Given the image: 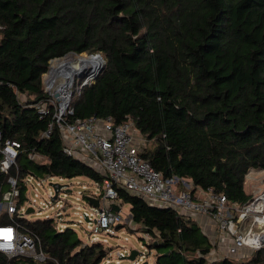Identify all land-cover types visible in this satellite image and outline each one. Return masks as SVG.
<instances>
[{"label": "trees", "instance_id": "trees-1", "mask_svg": "<svg viewBox=\"0 0 264 264\" xmlns=\"http://www.w3.org/2000/svg\"><path fill=\"white\" fill-rule=\"evenodd\" d=\"M0 26V128L4 139L23 144V173L104 181L64 153L57 126L42 137L53 108L40 119L32 106L48 98L43 76L51 60L82 53L105 59L103 51L105 69L74 96L67 120L131 119L152 144L141 156L165 179L188 178L233 205L248 203L246 176L264 170V0H0ZM31 151L46 162L28 160ZM118 200L154 238L147 245L154 264H210L214 244L194 219L125 189ZM26 225L40 236L45 264H105L109 256L101 243L84 245L71 227ZM26 262L34 264L0 253V264ZM211 264H264V247L245 260Z\"/></svg>", "mask_w": 264, "mask_h": 264}, {"label": "built area", "instance_id": "built-area-1", "mask_svg": "<svg viewBox=\"0 0 264 264\" xmlns=\"http://www.w3.org/2000/svg\"><path fill=\"white\" fill-rule=\"evenodd\" d=\"M2 30L3 27L0 26V37ZM62 59L64 58L51 60L48 74L43 77L44 90L48 98L37 101L32 106L40 119L48 117L53 108L52 121L48 130L43 133V138L49 137L57 126L64 143V153L89 165L105 177L102 183L92 180L95 182V195L82 194L88 189L85 186L78 191L81 196H77V200L82 197L88 202L87 198L92 197L98 199L100 203V207L96 208L88 202L91 205L90 209L84 211L81 206H76L75 214L79 215L80 222L85 219L90 229L89 234L96 237L84 245L101 243L105 246L106 239L102 242L98 240L97 235H114L118 227L135 225L131 213L125 216L121 211L116 212L110 207L111 202L118 201V191L125 189L150 205L172 208L189 217L210 218L227 241L229 258L239 256L243 249L253 252L264 247V170H259V173L263 174L260 186L254 188L248 203L241 207L231 204L224 194L212 188L198 187L196 194V190L193 189L195 186L188 178L174 176L165 179L141 156L142 146L136 142L134 134L136 129L131 119L120 124H116L112 117L77 118L72 122L67 120L74 113L71 106L74 96H80L83 89L92 85L95 80L94 75L89 74L79 84L75 82V77L68 82L67 69L53 68L54 63ZM22 153L23 144L14 139H4L0 128V253L9 260L18 258L34 264H45L50 258L42 248L40 236L29 230L26 224L37 220H51L53 224L56 221L54 226L59 232L70 226L67 220L62 218L64 209H60L53 216L48 214L44 219L29 220L28 215L32 213L39 215L40 211L53 209V203L57 206L60 202L58 196L53 197L52 201H47L40 194L39 187L43 186L45 179L53 181L50 185L59 194L64 189L71 192L70 185L62 184L70 178L23 173L19 163ZM27 158L38 164L46 162L45 157L35 151L29 152ZM250 176L251 171L246 176V181ZM78 178L82 177L76 179ZM77 184H80L79 181ZM55 185H60V188ZM89 190L92 193L93 189ZM48 193L52 198L49 191ZM30 209L32 211H29ZM3 216L7 220L4 221ZM70 221L68 220L69 223ZM149 236L154 241L148 233H144L141 238L147 240ZM146 243L150 244L148 240ZM130 253L119 250L113 258L110 251L105 264H120ZM147 256L138 255L133 264H143Z\"/></svg>", "mask_w": 264, "mask_h": 264}, {"label": "rangeland", "instance_id": "rangeland-1", "mask_svg": "<svg viewBox=\"0 0 264 264\" xmlns=\"http://www.w3.org/2000/svg\"><path fill=\"white\" fill-rule=\"evenodd\" d=\"M95 50H99V49H95ZM93 51V50H90ZM102 54L104 55L105 59L107 61V57L105 55V53L103 51H101ZM84 53L80 54V55H68L66 57V59H70V57L72 58H77V56H83ZM99 59V58H97ZM103 59H99L102 62L103 65ZM105 61V62H106ZM100 66V65H98ZM90 71H94V69L90 70ZM48 72L45 74L47 75ZM90 72L88 69H85L84 71L81 72L80 76L76 75L75 77V82L76 83H80L82 82L87 75H89ZM44 77V76H43ZM44 81V79H43ZM95 82V81H94ZM136 131V132H135ZM134 131V134H136L137 138L136 142L137 143H145L144 146L146 147H150L152 146L151 142H147L145 140H143V136L140 135L139 132H137V129ZM143 147V145H142ZM261 177H263V174L259 173L258 169H251V176L250 178H248L247 182V186H245L247 192L252 193V191L254 190L255 187H259L260 186V180ZM79 181V185L77 184V182ZM53 182L50 179H45L43 182V186L39 187V192L40 194L46 198L47 201H52L53 197H57L60 199L59 204L56 206L55 203H53L54 208H47L44 209L42 211H40V214L37 215L36 213H32L28 215V219L29 220H37V219H44L48 214H52L50 216H53L54 214L56 215V213L60 210V209H64V213H63V220H67L66 222L68 223V225L72 228V230L76 233L77 237L79 239H81L82 243H89L91 242V240H95L96 237L94 235L89 234V227H88V222H86V220L84 219L83 222L81 223L79 220V215L75 214V209L76 206L79 205L81 206L82 211L84 210H89L91 205L88 204V202L86 201V199L80 197L79 200H77V196H81L78 194V191L81 190V188L83 186L88 187L87 190H84V192H82V194L86 193L87 196H91L95 195V182H93L91 179L82 177V178H71L69 180H66L64 182H62V184H66V185H70V190L71 192H68L67 189H64L63 191H61L59 194L54 190V188L50 185V183ZM56 182H58L56 180ZM250 185V187H249ZM89 189H93L92 193H90ZM189 190V189H188ZM48 191L50 192V195L52 198H50L48 196ZM92 198V197H91ZM88 199V198H87ZM96 199V198H94ZM98 200V199H97ZM90 203V202H89ZM109 203V202H108ZM111 203H116L118 204L120 207H122V210H120L125 216H127L130 213L129 210V206L128 204H123L120 200L115 201V202H111ZM91 204V203H90ZM42 207V206H41ZM39 209H36V212H38ZM68 220H71L69 223ZM55 221V220H54ZM56 222V221H55ZM54 222V224H55ZM76 222V223H75ZM74 223V224H73ZM209 234V233H208ZM144 233L141 232L140 226L138 225H132L130 226H122V227H118V229L116 230V233L114 235H109V234H99L98 236V240L104 242V239H106V244H105V249H108L111 251V255L113 256V258H115L117 252L120 251H126V253H130L132 250H136L138 251V255L140 256V254H145L148 255L147 258L144 260L143 263L148 262V264H154L155 263V253L156 251L153 249L152 251H150L149 247L147 246L148 244L146 243V241L148 240L151 243H153L154 241H152V238H148L143 239L141 237H143ZM210 239L212 241V243L214 244V250L212 251L211 255L208 257V261L209 263H213L215 261H221L226 259L227 256V252H228V247H227V243L225 242V240H221V237H219L218 234H209ZM128 238V239H126ZM148 250L150 251L149 254ZM241 252H245L244 255H239L237 257H233L234 259H239L240 260H245L248 259L249 256L252 254L251 250L249 249H243ZM137 255V256H138ZM115 262V260H114ZM232 262V261H231ZM120 264H133V262L123 259L121 260ZM142 264V263H141Z\"/></svg>", "mask_w": 264, "mask_h": 264}, {"label": "bare ground", "instance_id": "bare-ground-1", "mask_svg": "<svg viewBox=\"0 0 264 264\" xmlns=\"http://www.w3.org/2000/svg\"><path fill=\"white\" fill-rule=\"evenodd\" d=\"M103 59V57L100 54H95V55H91L89 57H80L77 56V58H72L70 57V59H62L61 61H56L53 65L54 70L58 69V67L64 65L65 67H69L68 70V74H69V80L68 82H70L74 76H78V74H81L82 71H84L85 69H88L91 75L96 74L97 71H99L101 69L102 66H104L105 61L103 59V65L102 62L99 59ZM100 65V66H98ZM94 69V71H90Z\"/></svg>", "mask_w": 264, "mask_h": 264}, {"label": "crops", "instance_id": "crops-1", "mask_svg": "<svg viewBox=\"0 0 264 264\" xmlns=\"http://www.w3.org/2000/svg\"><path fill=\"white\" fill-rule=\"evenodd\" d=\"M136 132V131H135ZM137 132H139L138 130H137ZM140 133V132H139ZM141 135V134H140ZM142 136V135H141ZM135 137L137 138V136H136V134H135ZM138 139V138H137ZM143 140H145L146 141V139L145 138H143ZM140 146H142L143 145V147H144V145H145V143H138ZM245 186H247V183H245ZM249 187H250V185H249ZM193 189L194 190H196V194L198 193V187H193ZM200 189V188H199ZM193 190V191H194ZM245 190H246V188H245ZM246 192H247V190H246ZM248 194H249V192H247ZM129 206V205H128ZM121 210H122V207H121ZM129 210H131V207L129 206ZM192 219H194L199 225H200V227L202 228V230H203V232L204 233H206L208 236H209V234H218L219 235V237H221V240H225V238H223V236L219 233V231H218V229H217V225H216V223L213 221V220H211L210 218H208V217H204V216H197V217H191ZM209 233V234H208ZM210 237V236H209ZM225 242H227L226 240H225ZM245 253V252H244ZM244 253L243 252H241L240 254L241 255H244Z\"/></svg>", "mask_w": 264, "mask_h": 264}, {"label": "water", "instance_id": "water-1", "mask_svg": "<svg viewBox=\"0 0 264 264\" xmlns=\"http://www.w3.org/2000/svg\"><path fill=\"white\" fill-rule=\"evenodd\" d=\"M65 58V57H64ZM61 59V58H60ZM106 64H107V61L105 62L104 66L101 67V69L99 71L96 72V74H94V80L96 81V79L102 74L103 70L105 69L106 67ZM63 68V69H69V67H65L64 65L60 66V69ZM81 74H78V76H80ZM55 187H58L60 188V185H55ZM58 190V189H57ZM94 207L98 208L100 207V203L97 199H94V198H89L87 199ZM110 207L116 211V212H120L121 210V207L116 204V203H111L110 204ZM29 211H32V209H30ZM263 242H264V238H263ZM138 255V251L136 250H132L130 255L126 256L125 259L126 260H129L131 262H133L136 257ZM143 264H148V262H145Z\"/></svg>", "mask_w": 264, "mask_h": 264}]
</instances>
